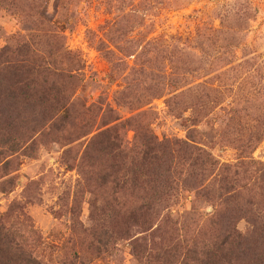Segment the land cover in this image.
<instances>
[{
    "label": "rangeland",
    "instance_id": "374dc122",
    "mask_svg": "<svg viewBox=\"0 0 264 264\" xmlns=\"http://www.w3.org/2000/svg\"><path fill=\"white\" fill-rule=\"evenodd\" d=\"M173 56L219 105L168 114ZM263 116L264 0H0V243L22 250L0 264L198 263L220 167H264L237 121Z\"/></svg>",
    "mask_w": 264,
    "mask_h": 264
},
{
    "label": "trees",
    "instance_id": "16d2710c",
    "mask_svg": "<svg viewBox=\"0 0 264 264\" xmlns=\"http://www.w3.org/2000/svg\"><path fill=\"white\" fill-rule=\"evenodd\" d=\"M171 68L173 78L169 82V87L172 95L166 100L168 114L182 118L184 113L190 110V118H193L202 112L208 113L211 111L212 107L209 104L216 107L221 103L220 91L207 86L206 82L185 88L183 75L188 72H182L177 64L176 56H173ZM179 74L181 75L180 79ZM246 105L249 106L250 110L258 109L256 103ZM236 126L244 131L245 140H235L240 144L237 149L242 154L246 151L250 152L264 140V116L263 118L248 119L244 124L237 121ZM187 138L190 140L189 136ZM173 143L181 144L179 146H182L181 149L184 150L182 152L186 153L193 150L197 154L198 159L194 158L192 161L189 159L191 167L198 164V168L202 172H206L207 165H218V162H214L212 154L205 149L197 148L183 141H173ZM110 146L113 150L115 144L111 143ZM144 146L146 150L150 146L153 147L152 140L149 138ZM146 157L147 152L144 151L142 160H145ZM247 164H251L252 170L249 171L244 168L245 163L238 164L239 168L245 169L242 174L237 171L234 172L231 166L222 165L220 167L219 171L221 173L218 175L217 182L215 181L217 187L213 192L217 194V199H219V208H223L224 205L232 207L229 210L224 208V211L218 208V215H212V218L215 219L210 221L211 229L206 231L209 232L207 236L208 248L204 250L202 259L194 264H229L228 258L230 255L234 264H264V167L255 169L254 165L256 163L252 159ZM230 174H232L231 177H229ZM241 219L249 226L246 231L237 229V223ZM5 235L3 234V228L0 227V242ZM9 249H13L14 253L19 251L22 253L20 248L13 247L8 243L4 245L0 243V253ZM170 256L174 257V254ZM162 262L163 264H169L168 259ZM30 264L40 263L33 261Z\"/></svg>",
    "mask_w": 264,
    "mask_h": 264
}]
</instances>
